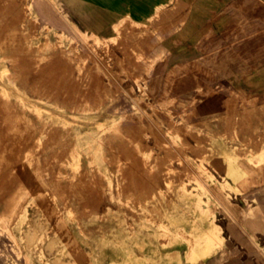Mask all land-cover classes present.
<instances>
[{
  "label": "rangeland",
  "instance_id": "rangeland-1",
  "mask_svg": "<svg viewBox=\"0 0 264 264\" xmlns=\"http://www.w3.org/2000/svg\"><path fill=\"white\" fill-rule=\"evenodd\" d=\"M42 1L60 13L56 0ZM226 11L264 23V0H230L213 22ZM171 27L129 22L103 39L63 14L50 24L35 0H0V264L207 263L189 258L194 225L208 223L192 202L200 199L217 224L225 208L237 216L238 207L227 202L242 194L232 175L251 162L264 166V55L255 67L263 79L255 94L231 92L226 104L212 105L199 88L189 103L157 100L146 79L157 60L147 57L157 44L149 38ZM261 28L260 40L240 41L244 48L264 53ZM209 29L208 38L216 31ZM227 182L233 188L218 194L215 188Z\"/></svg>",
  "mask_w": 264,
  "mask_h": 264
},
{
  "label": "crops",
  "instance_id": "crops-1",
  "mask_svg": "<svg viewBox=\"0 0 264 264\" xmlns=\"http://www.w3.org/2000/svg\"><path fill=\"white\" fill-rule=\"evenodd\" d=\"M56 2L60 13L80 31L103 39L114 37L116 29L129 22L172 26L170 31L158 32L155 37L149 38L157 44L147 57L157 60L156 68L146 75V79L150 94L157 100L189 103L198 95L197 90L203 88L207 95L210 94L206 97L207 103L224 105L231 92H259L263 79L255 67L259 66V58L264 53L261 54V49H246L240 41L244 38L260 40L264 23L259 18L230 17L226 11L217 17L219 22L215 24V10H228L230 0ZM36 5L47 22L58 23L60 13L51 12L39 3ZM218 24L222 27L244 26L241 29L227 27L216 30L214 25ZM209 27L216 31L208 38L206 34L211 31ZM249 73H252V77L247 81ZM230 202L238 205L241 212L235 216L225 208V212L217 214L225 241L221 250L210 257L206 264H264V186L243 194H233Z\"/></svg>",
  "mask_w": 264,
  "mask_h": 264
},
{
  "label": "bare ground",
  "instance_id": "bare-ground-1",
  "mask_svg": "<svg viewBox=\"0 0 264 264\" xmlns=\"http://www.w3.org/2000/svg\"><path fill=\"white\" fill-rule=\"evenodd\" d=\"M17 2V1H16ZM41 4V6L43 7V8H45V9H47V8H49L45 3H43V1L42 0H35V4ZM33 7V6H32ZM26 20V19H25ZM29 21V20H28ZM21 25V24H20ZM10 26V25H9ZM19 31V30H18ZM16 32H17V30H16ZM6 33V32H5ZM12 34V33H11ZM13 34H14V32H13ZM12 34V35H13ZM9 35V34H8ZM19 35V34H18ZM54 36V35H53ZM16 38V37H15ZM26 38V37H25ZM28 38V37H27ZM52 38V37H51ZM8 39V38H7ZM30 39V38H29ZM53 39V38H52ZM20 40V39H19ZM5 42V41H4ZM38 42H39V40H38ZM24 45V44H23ZM30 45H32V44H30ZM6 47V46H5ZM33 47V46H32ZM19 49V48H18ZM36 50V49H35ZM88 50V49H87ZM23 51V50H22ZM31 51V50H30ZM27 52V51H26ZM31 52H33V51H31ZM60 52V51H59ZM23 53V52H22ZM40 53V52H39ZM59 54H61V52L59 53ZM61 56V55H60ZM59 57V56H58ZM62 58V57H61ZM52 59H54V58H52ZM49 60V59H48ZM51 61V60H50ZM2 62V61H1ZM43 63V62H42ZM54 63V62H53ZM56 65H57V63H56ZM23 66V65H22ZM29 66V65H28ZM31 66V65H30ZM29 66V67H30ZM2 67V66H1ZM48 70V69H47ZM50 71V70H49ZM38 75V74H37ZM42 75V74H41ZM45 75V74H44ZM47 75V74H46ZM35 76V75H34ZM49 76V75H48ZM36 77V76H35ZM19 80H21V79H19ZM36 80V79H35ZM31 81V80H30ZM54 81V80H53ZM23 82V81H22ZM21 82V83H22ZM43 84V83H42ZM46 84V83H45ZM0 86H2V82H1V80H0ZM43 86V85H42ZM22 87V86H21ZM1 88V87H0ZM7 88V87H6ZM30 88V87H29ZM33 88V87H32ZM23 89V88H22ZM10 93V92H9ZM59 93V92H58ZM14 94V93H13ZM20 95V94H19ZM61 95V94H60ZM21 96V95H20ZM59 99V98H58ZM12 100H13V98H12ZM30 100V99H29ZM31 101V100H30ZM63 101V100H62ZM61 102V101H60ZM69 102V101H68ZM14 103V102H13ZM26 103V102H25ZM34 103V102H33ZM27 104V103H26ZM18 105V104H17ZM55 105V104H54ZM60 106V105H59ZM64 106V105H63ZM45 107V106H44ZM95 109V108H94ZM20 110V109H19ZM23 110V109H22ZM34 110V109H33ZM15 112V111H14ZM43 112V111H42ZM74 112V111H73ZM72 113V112H71ZM12 114H13V112H12ZM25 114V113H24ZM79 114V113H78ZM8 117V116H7ZM32 117V116H31ZM53 117V116H52ZM30 118V117H29ZM24 120V119H23ZM50 121V120H49ZM7 122V121H6ZM18 122H19V120H18ZM21 122H22V120H21ZM30 122V121H29ZM39 122V121H38ZM10 123V122H9ZM13 123V122H12ZM32 124V123H31ZM14 125H16V123L14 124ZM33 125V124H32ZM10 126V125H9ZM29 126V125H28ZM78 126V125H77ZM80 126V125H79ZM17 127V126H16ZM19 127V126H18ZM32 127V126H31ZM15 128V127H14ZM27 128V127H26ZM25 128V129H26ZM58 128V127H57ZM16 129V128H15ZM24 129V128H23ZM24 129V130H25ZM48 129V128H47ZM96 129V128H95ZM49 130V129H48ZM67 130V129H66ZM33 132H34V130H32ZM52 131V130H51ZM11 132H12V130H11ZM17 132V131H16ZM31 132V131H30ZM37 132V131H36ZM46 132V131H45ZM44 132V133H45ZM53 132V131H52ZM41 133V132H40ZM48 133V132H47ZM71 133V132H70ZM98 133V132H97ZM9 134V133H8ZM34 134V133H33ZM56 134V133H55ZM57 134H58V132H57ZM63 134V133H62ZM6 135V134H5ZM37 135V134H36ZM46 135V134H45ZM71 135V134H70ZM28 136V135H27ZM63 136V135H62ZM66 136V135H65ZM64 136V137H65ZM69 136V135H68ZM4 137V136H3ZM12 137V136H11ZM23 137V136H22ZM33 137H34V135H33ZM50 137V136H49ZM48 137V138H49ZM57 137V136H56ZM108 137V136H107ZM60 138V137H59ZM35 139V138H34ZM61 139H63V137L61 138ZM23 140V139H22ZM31 140V139H30ZM43 140V139H42ZM54 140V139H53ZM20 141V140H19ZM45 141V140H44ZM52 141V140H51ZM59 141V140H58ZM49 142V141H48ZM62 142V141H61ZM105 142V141H104ZM107 142V141H106ZM14 143V142H13ZM58 143V142H57ZM20 144H22V143H20ZM19 144V145H20ZM106 144V143H105ZM17 145V144H16ZM61 145V144H60ZM64 145V144H63ZM2 146V145H1ZM13 146V145H12ZM46 146V145H45ZM109 146V145H108ZM18 147V146H17ZM38 147V146H37ZM8 148H9V146H8ZM21 148V147H20ZM41 148V147H40ZM60 148V147H59ZM71 148V147H70ZM69 148V149H70ZM13 149V148H12ZM30 149V148H29ZM33 149H34V147H33ZM102 149H104L103 150V152H105V148H102ZM9 150V149H8ZM35 150V149H34ZM44 150V149H43ZM51 150H52V148H51ZM55 150H56V148H55ZM65 151H66V149H65ZM215 151V150H214ZM227 151V150H226ZM35 152V151H34ZM42 152V151H41ZM49 152V151H48ZM60 152H62V151H60ZM9 153V152H8ZM14 153V152H13ZM21 153V152H20ZM55 153H57V152H55ZM110 153V152H109ZM41 154V153H40ZM54 154V153H53ZM62 154V153H61ZM61 154L60 155H58V156H61ZM66 155H68L69 156V154H66ZM9 156H11V155H9ZM37 156V155H36ZM48 156V155H47ZM53 156V155H52ZM63 156V155H62ZM17 157V156H16ZM38 157V156H37ZM51 157V156H50ZM225 157V156H224ZM238 157V156H237ZM254 157V156H253ZM36 158V157H35ZM41 158H42V156H41ZM59 158V157H58ZM66 158H67V160H68V158L69 157H67L66 156ZM83 158V157H82ZM37 159V158H36ZM47 159V158H46ZM45 159V160H46ZM49 159V158H48ZM111 159V158H110ZM226 159V158H225ZM49 161V160H48ZM53 161V160H52ZM69 161V160H68ZM220 161V160H219ZM66 162V161H65ZM15 163V162H14ZM34 163V162H33ZM37 163V162H36ZM68 163V162H67ZM106 163V162H105ZM246 163V162H245ZM5 164V163H4ZM39 164H40V162H39ZM66 164V163H65ZM88 164V163H87ZM47 165V164H46ZM52 165V164H51ZM106 165V164H105ZM4 166V165H3ZM13 166V165H12ZM40 167V166H39ZM49 167V166H48ZM87 167V166H86ZM90 167V166H89ZM88 167V168H89ZM106 167V166H105ZM10 168V167H9ZM41 168V167H40ZM69 168V167H68ZM60 169H61V167H60ZM93 169V168H92ZM105 169V168H104ZM9 170V169H8ZM89 170V169H88ZM95 170V169H94ZM109 170V169H108ZM7 171V170H6ZM44 171H46V170H44ZM27 172V171H26ZM48 172V171H47ZM56 172H57V170H56ZM55 172V173H56ZM60 172V171H59ZM70 172V171H69ZM69 172H67V173H69ZM80 172H81V170H80ZM93 172V171H92ZM104 172V171H103ZM66 173V174H67ZM84 173H85V171H84ZM23 174V173H22ZM48 174H50V173H48ZM51 174H52V172H51ZM88 175H89V173H87ZM93 174V173H92ZM20 175V174H19ZM72 175V174H71ZM84 175V174H83ZM80 176V175H79ZM85 176V175H84ZM110 176V175H109ZM67 177V176H66ZM50 178H52L51 176H50ZM56 178H57V176H56ZM69 178V177H68ZM98 178V177H97ZM111 178V177H110ZM116 178H117V176H116ZM121 178V177H120ZM232 178H234V180L237 182V186H236V189L237 190H239L242 194L243 193H246L250 188H255V187H258V184H263L264 185V166L263 165H260V166H258L257 164H254L253 162H251L250 163V166H248V167H241V168H239V171L237 172V173H235L234 175H232ZM66 179V178H65ZM114 179V178H113ZM79 180V179H78ZM112 180V179H111ZM121 180V179H120ZM214 180V179H213ZM88 181V180H87ZM232 181V180H231ZM61 182V181H60ZM106 182V181H105ZM126 182V181H125ZM85 183V182H84ZM102 183H103V181H102ZM212 183V182H211ZM50 184V183H49ZM60 184V183H59ZM68 184V183H67ZM86 184V183H85ZM100 184V183H99ZM104 184V183H103ZM102 184V185H103ZM219 184V183H218ZM250 184V186H248ZM47 185H48V183H47ZM61 185H62V182H61ZM105 185V184H104ZM128 185V184H127ZM63 186H64V184H63ZM120 186V185H119ZM231 187V188H233V185L232 184H230V183H226V185H221V184H219L216 188H215V191L218 193V194H221L222 192H223V190L225 189V187ZM70 187V186H69ZM127 187V186H126ZM60 188H62V187H60ZM66 188V187H65ZM64 188V189H65ZM73 188V187H72ZM94 188V187H93ZM100 188V187H99ZM76 189V188H75ZM94 189H96V188H94ZM43 190V189H42ZM42 190H40V191H42ZM66 190V189H65ZM68 190V189H67ZM70 190H71V188H70ZM92 190V189H91ZM97 190V189H96ZM39 191V190H38ZM81 191V190H80ZM118 191V190H117ZM122 191V190H121ZM125 191V190H124ZM73 192V191H72ZM71 192V193H72ZM78 192V191H77ZM93 192H94V190H93ZM123 192V191H122ZM52 193V192H51ZM66 193V192H65ZM102 193H103V191H102ZM114 193V192H113ZM146 193V192H145ZM206 193V192H205ZM49 194V193H48ZM76 194H78V193H76ZM80 194V193H79ZM119 194V193H118ZM258 194V193H257ZM58 195V194H57ZM72 194H70V196H71ZM75 195V194H74ZM82 195V194H81ZM102 195V194H101ZM185 195V194H184ZM250 195H252V194H250ZM80 196V195H79ZM118 196V195H117ZM135 196V195H134ZM143 196V195H142ZM180 196V195H179ZM181 196H182V194H181ZM189 197H191L190 195H188ZM44 197V196H43ZM128 197V196H127ZM147 197V196H146ZM172 197V196H171ZM226 197V196H225ZM82 198V197H81ZM123 198V197H122ZM129 198H133V197H129ZM135 198V197H134ZM187 198V197H186ZM67 199H68V197H67ZM80 199V198H79ZM87 199V198H86ZM85 199V200H86ZM104 199V198H103ZM185 199V198H184ZM204 199V198H203ZM52 200H53V198H52ZM88 200V199H87ZM124 200V199H123ZM122 200V201H123ZM137 200V199H136ZM169 200V199H168ZM192 200H193V198H192ZM263 200V199H262ZM44 201V200H43ZM142 201H144V200H142ZM184 201V200H183ZM74 202V201H73ZM79 202V201H78ZM109 202V201H108ZM112 202V201H111ZM125 202V201H124ZM135 202V201H134ZM133 202V203H134ZM167 202V201H166ZM229 204H231V205H235V206H237L238 207V209H239V212H241V209H240V207L238 206V205H236V204H233L232 202H230V201H227ZM56 203V202H55ZM70 203V202H69ZM88 203V202H87ZM131 203V202H130ZM193 204H195V206H196V210H195V212L200 216V215H204L205 216V221L206 222H208L210 225L208 226V223H205V224H207V227L205 226V225H203V226H201L200 227V229H199V227L198 226H196V225H194V231L196 230V232L194 233V237H195V239L193 240V244L191 245V249H190V255H189V258L191 259V260H193V261H203V262H205V261H207L210 257H212L222 246H223V244H224V241H225V238H224V236H223V234H222V229H221V227L214 221L215 220V216L213 215V213L211 212V210H207V211H203V210H205V208H204V206L203 205H201V200L199 199H194L193 200V202H192ZM191 203V204H192ZM45 204V203H44ZM52 204V203H51ZM60 204V203H59ZM79 204H80V202H79ZM115 204V203H114ZM142 204V203H141ZM177 204V203H176ZM179 204V203H178ZM56 205V204H55ZM78 205V204H77ZM95 205V204H94ZM99 205V204H98ZM109 205V204H108ZM118 205V204H117ZM136 205V204H135ZM145 205V204H144ZM112 206V205H111ZM169 206V205H168ZM194 206V205H193ZM46 207V206H45ZM57 207V206H56ZM96 207V206H95ZM107 207V206H106ZM164 207H166V206H164ZM174 207V206H173ZM172 207V208H173ZM69 208V207H68ZM71 208V207H70ZM87 208V207H86ZM110 208V207H109ZM117 208V207H116ZM133 208H135V207H133ZM162 208V207H161ZM177 208V207H176ZM72 209H73V207H72ZM72 209H71V211H72ZM112 209V208H111ZM119 210H120V208H118ZM128 209V208H127ZM144 209V208H143ZM160 209V208H159ZM166 209V208H165ZM181 209V208H180ZM117 210V209H116ZM137 210V209H136ZM148 210V209H147ZM161 210V209H160ZM159 210V211H160ZM164 210V209H163ZM177 210V209H176ZM252 210V209H251ZM47 211V210H46ZM64 211V210H63ZM74 211V210H73ZM181 211V210H180ZM180 211H178V212H180ZM186 211V210H185ZM189 211V210H188ZM75 212V211H74ZM88 212V211H87ZM116 212V211H115ZM126 212V211H125ZM112 212H110V214H111ZM117 213V212H116ZM115 213V214H116ZM168 213V212H167ZM173 213V212H172ZM177 213V212H176ZM57 214V213H56ZM136 214H138V213H136ZM150 214V213H149ZM64 215V214H63ZM94 215V214H93ZM109 215V214H108ZM112 215H114V214H112ZM117 215H118V213H117ZM116 215V216H117ZM128 215H130V214H128ZM143 215H144V213H143ZM155 215V214H154ZM165 215V214H164ZM182 215V214H181ZM187 215V214H186ZM49 216V215H48ZM104 216V215H103ZM106 216V215H105ZM137 216V215H136ZM163 216V215H162ZM178 216V215H177ZM193 216V215H192ZM197 216V215H196ZM66 217V216H65ZM110 217H111V215H110ZM124 217V216H123ZM134 217H135V215H134ZM133 217V218H134ZM141 217H142V215H141ZM183 217V216H182ZM194 217V216H193ZM230 217V216H229ZM91 218V217H90ZM129 218V217H128ZM145 218V217H144ZM157 218H159V217H157ZM169 218V217H168ZM173 218V217H172ZM187 218V217H186ZM192 218V217H191ZM195 218V217H194ZM98 219H99V217H98ZM115 219V218H114ZM126 219V218H125ZM137 219V218H136ZM167 219V218H166ZM174 219V218H173ZM188 219V218H187ZM70 220H72V219H70ZM79 220V219H78ZM102 220V219H101ZM109 220V219H108ZM129 220V219H128ZM84 221V220H83ZM135 221V220H134ZM158 221V220H157ZM168 221V220H167ZM171 221H173V220H171ZM179 221V220H178ZM103 222V221H102ZM107 222V221H106ZM111 222V221H110ZM112 222H113V220H112ZM121 222H124V221H121ZM127 222V221H126ZM129 222H131V221H129ZM160 222V221H159ZM69 223V222H68ZM79 223V222H78ZM83 223V222H82ZM113 223H115V222H113ZM137 223V222H136ZM158 223V222H157ZM170 223H172V222H170ZM174 223V222H173ZM179 223V222H178ZM202 222H200L199 224H201ZM185 224V223H184ZM52 225V224H51ZM98 225V224H97ZM115 225V224H114ZM149 225V224H148ZM151 225V224H150ZM166 225H168V224H166ZM66 226V225H65ZM87 226V225H86ZM99 226V225H98ZM103 227H104V225H102ZM121 226V225H120ZM134 226H135V224H134ZM139 225L137 224V227H138ZM184 226V225H183ZM187 226V225H186ZM94 227V226H93ZM117 227V226H116ZM115 227V228H116ZM124 227V226H123ZM127 227V226H126ZM125 227V228H126ZM173 228V227H172ZM188 228V227H187ZM99 229V228H98ZM101 229V228H100ZM120 229V228H119ZM129 229V228H128ZM127 229V230H128ZM48 230V229H47ZM83 230H85V229H83ZM92 230V229H91ZM96 230V229H95ZM109 230H110V228H109ZM133 230V229H132ZM55 231V230H54ZM65 231H66V229H65ZM86 231H87V229H86ZM101 231V230H100ZM108 231V230H107ZM116 231H117V229H116ZM116 231H114V233L116 232ZM118 231H120V230H118ZM124 231V230H123ZM126 231V230H125ZM138 231V230H137ZM148 231V230H147ZM149 231H151V230H149ZM148 231V232H149ZM69 232H70V230H69ZM75 232V231H74ZM73 232V233H74ZM110 232V231H109ZM128 232V231H127ZM68 233V232H67ZM91 233V232H90ZM105 233H107L106 231H105ZM113 233V234H114ZM125 234H126V232H124ZM50 234V233H49ZM76 234V233H75ZM84 234V233H83ZM92 234V233H91ZM116 234H117V232H116ZM116 234H114V235H116ZM128 234V233H127ZM138 234V233H137ZM140 234V233H139ZM71 235V234H70ZM80 235V234H79ZM88 235V234H87ZM112 235V234H111ZM129 235V234H128ZM135 235V234H134ZM142 235V234H141ZM145 235V234H144ZM151 235H153V233L151 234ZM91 236V235H90ZM94 236V235H93ZM106 236H107V234H106ZM104 237V236H103ZM117 237V236H116ZM94 238V237H93ZM123 238H124V236H123ZM123 238L121 239V240H123ZM127 238V236L125 237V239ZM130 238H131V236H130ZM134 238V237H133ZM136 238V237H135ZM145 237H143V239H144ZM149 238V237H148ZM147 238V239H148ZM182 238V237H181ZM73 239V238H72ZM88 239V238H87ZM92 239V238H91ZM111 239H112V237H111ZM119 239V238H118ZM124 239V240H125ZM137 239V238H136ZM62 240V239H61ZM96 240V239H95ZM94 240V241H95ZM123 240V241H124ZM129 240V239H128ZM146 240V239H145ZM184 240V239H183ZM91 241H93V240H91ZM138 241H140V240H138ZM78 242V241H77ZM107 242H109V240L107 241ZM115 242V241H114ZM128 242H130V241H128ZM141 242V241H140ZM148 242V241H147ZM154 242V241H153ZM175 242V241H174ZM179 242V241H178ZM185 242H187V241H185ZM32 243V242H31ZM30 243V244H31ZM68 243V242H67ZM66 243V244H67ZM104 243H106V241L104 242ZM156 243V242H155ZM177 243V242H176ZM21 244V243H20ZM29 244V245H30ZM65 244V245H66ZM77 244V243H76ZM100 244V243H99ZM154 244V243H153ZM160 244V243H159ZM180 244V243H179ZM100 245H102V243L100 244ZM142 245V244H141ZM145 245V244H144ZM176 245V244H175ZM188 245V244H187ZM93 246V245H92ZM97 246H99V245H97ZM146 246V245H145ZM150 246V245H149ZM160 246V245H159ZM179 246V245H178ZM131 247H133V246H131ZM173 247H174V245H173ZM87 248V247H86ZM134 248V247H133ZM155 249H156V247H154ZM131 249V248H130ZM189 249V248H188ZM74 250V249H73ZM76 250H78V249H76ZM132 250V249H131ZM135 250V249H134ZM147 250H148V248H147ZM82 251V250H81ZM128 251V250H127ZM126 251V252H127ZM135 251H137V249L135 250ZM134 251V252H135ZM125 252V253H126ZM150 252V251H149ZM120 253V252H119ZM141 253V252H140ZM113 254H114V252H113ZM135 254V253H134ZM164 254V253H163ZM72 255H74V253L72 254ZM76 255V254H75ZM66 256H67V253H66ZM133 256H135V255H133ZM142 256V255H141ZM170 256V255H169ZM77 257H79V256H77ZM83 257V256H82ZM81 257V258H82ZM163 257H164V255H163ZM166 257V256H165ZM172 257V256H171ZM135 258H136V256H135ZM134 258V259H135ZM144 258V257H143ZM156 258H157V256H156ZM173 258V257H172ZM55 259V258H54ZM79 260H80V258H78ZM110 259V258H109ZM58 260V259H57ZM84 260V259H83ZM178 260V259H177ZM51 261V260H50ZM80 261H82V260H80ZM115 261V260H114ZM179 261V260H178ZM69 262V261H68ZM133 262V261H132ZM65 263V262H64ZM112 263V262H111ZM114 263V262H113ZM112 263V264H113ZM123 263H125V262H123ZM129 263V262H128ZM149 263V262H148ZM41 264V263H40ZM60 264V263H59ZM69 264H70V262H69ZM72 264V263H71ZM83 264V263H82ZM121 264V263H120ZM139 264V263H138ZM151 264H152V262H151Z\"/></svg>",
  "mask_w": 264,
  "mask_h": 264
}]
</instances>
